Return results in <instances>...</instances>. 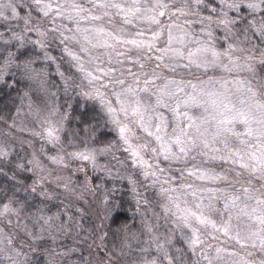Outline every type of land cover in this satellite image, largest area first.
I'll list each match as a JSON object with an SVG mask.
<instances>
[{"label":"snow or ice","instance_id":"1","mask_svg":"<svg viewBox=\"0 0 264 264\" xmlns=\"http://www.w3.org/2000/svg\"><path fill=\"white\" fill-rule=\"evenodd\" d=\"M0 84L41 141L0 138V264H91L85 192L100 264H264V0H0Z\"/></svg>","mask_w":264,"mask_h":264},{"label":"trees","instance_id":"2","mask_svg":"<svg viewBox=\"0 0 264 264\" xmlns=\"http://www.w3.org/2000/svg\"><path fill=\"white\" fill-rule=\"evenodd\" d=\"M54 54H58V53H54ZM53 79H55V77H53ZM26 85L25 84H20L18 85V90L19 92H22L23 90H25ZM18 96V91L17 90H13V89H9L6 85L4 84H0V97H2L3 99L0 100V104H6L7 107H5L3 109L2 112H0V114L6 115V118L8 116L14 115L15 114V108L19 106V100L17 99ZM67 98L62 97L61 99V103L64 102V100ZM75 107V105H74ZM80 115V111L77 110L73 113V116H77ZM87 116H95V120H93V123L99 122L101 125L104 124V116L103 113H101L99 111L98 106H93L92 102H89V107H88V111L86 113ZM11 120L8 119L7 123L5 122H0L1 124H8L10 123ZM77 124L75 121H73V125L72 127H76ZM21 156H24L23 154H19ZM25 157V156H24ZM7 171V169H6ZM90 175L91 170L89 171ZM8 175L10 176L11 173L9 172ZM97 176L99 175V173L96 174ZM30 182V181H29ZM96 183H101L100 180H97ZM104 183L106 184L107 187H111V183H108L107 181H104ZM9 184V180H7L5 177H0V185L2 186H8ZM117 187H120V185H117ZM119 195V194H118ZM94 198V202L96 204V206L100 207L101 211L103 212V208L102 205L100 204V200L102 199L101 193H96ZM128 197L125 196V200H127ZM53 204H60L59 202H55L52 201ZM61 207H63V205H60ZM130 207L129 204L125 203L124 204V208H128ZM57 209L55 207L52 208V211L55 212ZM73 212L75 213V209L73 208ZM104 215V213H103ZM102 215V216H103ZM131 215L130 212H123L121 213L119 219L123 220L125 219L127 216ZM81 222L84 224V231L80 232V235L76 237V244L73 246H77L81 249V252L73 255L71 257L72 260H77L79 259V256L82 254L84 257L88 258L91 261V264H95V260L97 262V259H102L103 258V254L105 249L103 247L101 248H97V245L101 244V241L98 239V235H102L104 232H107L108 235L106 236L105 240L103 241V244L106 245L107 249H112L114 246H116L118 248L120 242H121V238H122V233H117L116 229L118 227V225L116 223H112L111 220H106L104 221V227L101 231L98 232H93V231H89L90 229L94 228V226L96 225V223H94L93 218L91 217L90 212L88 214H84ZM99 233V234H98ZM100 242V244H98V242ZM66 244L72 245L73 241L71 240V238H69L67 241H65ZM92 245V248L89 249L88 245ZM95 259V260H94ZM34 264L35 261L39 260V264H45L44 260H40L39 257H34Z\"/></svg>","mask_w":264,"mask_h":264},{"label":"rangeland","instance_id":"3","mask_svg":"<svg viewBox=\"0 0 264 264\" xmlns=\"http://www.w3.org/2000/svg\"><path fill=\"white\" fill-rule=\"evenodd\" d=\"M34 99H35V96H34ZM25 103L27 102L25 101ZM26 112H27V108L25 107L24 113ZM24 113H22L19 119L17 120V127L15 128H9L8 125L11 122L6 125L0 123V138H7L10 141H13L15 143V148H16L17 153L23 154L26 158H28V154L31 153L33 150L39 152L41 141L39 140V138L32 137L31 133L27 130L20 131L21 128L31 129L34 126L32 118L24 115ZM23 141H33L34 148H29L27 143H22ZM73 179L76 180L77 184H79L83 180V174H77L73 177ZM84 197L85 199L83 201H75L73 208L74 209L82 208L84 214H88L90 212L91 217L94 220V223H96V225L99 224L100 220L98 219V217L102 216L103 212L101 211L100 207L96 206L95 202L93 201L94 195L91 193L85 192ZM61 199H63V197H61ZM54 201L60 203V199H57ZM63 202L69 203L70 201L65 199ZM97 242L98 244H100L99 241ZM61 259H62L61 257H55L56 264H61ZM95 264H100V259H97V262L95 260Z\"/></svg>","mask_w":264,"mask_h":264}]
</instances>
